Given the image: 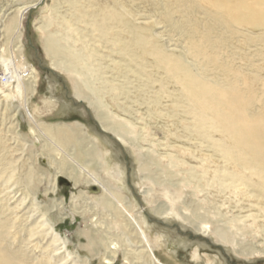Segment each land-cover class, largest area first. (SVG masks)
<instances>
[{
	"label": "rangeland",
	"instance_id": "rangeland-1",
	"mask_svg": "<svg viewBox=\"0 0 264 264\" xmlns=\"http://www.w3.org/2000/svg\"><path fill=\"white\" fill-rule=\"evenodd\" d=\"M132 1L123 0V3L128 9L130 5L133 6L132 10L137 15L136 23L149 27L148 32L157 45L168 54H185V36L174 25L166 22L167 8L170 4L174 5V0ZM69 2L70 0H0V209L5 210L8 207L9 210L4 216L11 220L14 218L12 214L17 213L18 219L15 222L19 229L16 231L31 230L35 220L48 221L53 229L50 234L58 237L56 245H60L59 250L51 254L52 249L46 248L50 244L48 238L42 239L40 235H35L21 246L14 243L13 248L31 256L34 263L43 262L48 256L52 262L67 256V262L63 264H105L104 259L109 264H174L158 242L160 228L164 227L170 237L181 236L186 241L201 242V252L217 255L219 264H264V192L251 187V197L245 195L243 188L233 194L229 190L221 192L211 185L203 187L206 185L203 180L190 179L185 182L182 175L186 174L188 168H193L196 176L200 175L201 157L212 156L214 162L210 165L205 163L202 166L203 171L210 172L214 167L229 166L224 164L220 154L213 152L209 145L197 144L199 141L196 134L183 127L185 123H190L187 121L189 117L179 114L178 111L173 113L167 99L160 100L162 105L157 110L163 112L161 116L149 106L148 99L153 97L157 88L150 91L144 77L128 72L136 70L132 63L123 61L118 54L114 55L115 63L110 62L109 58L100 57V54L107 55L109 51L101 49V43L93 45L98 53L94 57L97 76L105 77L107 86L119 88L118 96L111 92L105 96L104 101L115 114L135 125L136 139L127 138L126 146L100 129L93 111L82 100L77 101L71 97L72 83L64 74L51 69L55 62L44 50L39 31L40 27L46 25L44 22L50 14L55 19L47 30L60 31L62 20H70L73 16V7ZM111 2L112 0H79L77 7L90 14L98 12L101 6ZM173 8L174 6L172 10ZM174 12L171 13L173 21L180 23L182 14L176 10ZM194 15L199 22H205L204 15ZM89 20L85 19V22ZM11 22L13 28L8 32L7 26ZM86 24H77L75 29L93 39L92 35H95ZM213 38L224 41V52L221 54L223 61L250 79L255 98L251 112H264V28L235 25L231 35L224 30H218ZM184 54L181 56L190 68L196 69L191 58L187 53ZM150 62L149 59L144 62L147 66L144 71L154 74L156 78L161 77V71L152 69ZM15 70L24 72V84L29 81L28 85L31 87V92L25 96V104L23 98L17 96L18 81ZM208 76L213 78L212 73ZM48 86L55 92L56 98L63 102V107L44 103L45 99H49V94L46 93ZM167 88L176 93L175 85ZM56 111L57 114L63 113L65 116L57 115ZM166 115L174 119L173 123L165 118ZM28 116L33 119V126L37 122L48 126L72 127L77 123L82 125L85 138L87 137L84 145L94 142L104 152L100 166L90 162L86 145L84 148L71 143L65 150L60 144L51 148L45 147V136L38 134L35 129L34 134L31 132ZM213 136L218 142L224 141L220 134L215 133ZM170 158L179 165L175 163L174 169L167 170L164 165ZM106 164L111 168L112 187L121 194L122 204L134 217V225L138 228L137 234L133 236L122 235L120 239L109 236L116 245L115 255L101 248L98 251L94 248L90 253L86 248V239L80 235L86 228H91L94 230L93 236L96 237V229L102 225H110L112 221L110 214L94 208L103 194L98 192L96 184L90 183V177L94 174H97L99 180H103L105 175L102 168ZM15 167L17 170L13 172ZM25 171H32L35 175L30 183L24 178ZM10 174L13 180L14 177L19 180V185H11L12 180L5 183ZM59 178L67 180L69 185L59 184ZM96 180L98 181L97 178ZM9 186L11 187L8 190ZM90 188L95 192L90 191ZM27 189L30 195L24 206L17 210L16 206ZM164 191L168 193V197L164 196ZM33 202L41 212L47 213L42 220L40 213L34 216L29 213L34 209ZM53 206L56 207L46 211ZM171 208L175 213V223L162 226L157 218L167 214ZM210 212L220 215L212 218ZM247 214H254L253 227L231 230L232 241L229 246L216 244L211 239H203L194 234L200 223H209L213 230L219 225L227 227L228 218L234 217L238 220L244 216V220ZM28 217L30 219L25 222ZM244 221L246 224L251 222L250 219ZM179 224L185 225L186 231L182 232ZM257 227L258 230L255 231ZM23 236L24 231L21 232V237ZM9 242L12 243L13 239ZM190 253L191 250L179 255L175 262L204 264L201 260L192 263ZM145 254L151 255L152 263L146 261ZM137 256L142 259H136Z\"/></svg>",
	"mask_w": 264,
	"mask_h": 264
},
{
	"label": "bare ground",
	"instance_id": "bare-ground-1",
	"mask_svg": "<svg viewBox=\"0 0 264 264\" xmlns=\"http://www.w3.org/2000/svg\"><path fill=\"white\" fill-rule=\"evenodd\" d=\"M173 2H175L174 5L170 4V7L167 8L166 22L174 25L175 29L185 36L186 45L184 51L191 58L196 69L190 68L188 62L181 56L184 53L173 55L163 51L157 45L153 36L149 34V27H146V24L142 26L136 23L137 19L135 17L137 15L136 11L132 10L133 6L130 5L128 9L124 5L123 0H112L111 4H104L98 12L90 14L78 9L79 0H70L69 4L73 7L71 16L73 15L74 17L72 16L70 20L63 19L60 31L47 30L48 27L53 25L55 19L50 14L46 18V22H44L46 25L40 27L39 31L42 35L44 50L55 62V64L51 65V69L64 74L66 79L72 83L73 92L71 97L77 101L82 100L93 111L100 129L104 133L120 140L126 146L127 138L136 139L135 125L131 121H126L115 114L107 106V102L104 101L105 96L111 92H115V95L118 96L119 88L107 86L108 81L104 79L105 77L98 75L101 76L98 78V71L94 69V60L96 59L94 57L98 53L93 45L101 43L99 45L101 49L109 51V53L107 55L100 54V57L109 58L110 62H114V55H120L123 61H129L136 68V70L132 69L128 72L144 77L146 87L148 86L150 91L157 88L153 97L148 99L150 101L148 103L149 106H152L161 116L163 112L157 110L162 105L160 100L167 99L173 113L178 111L179 114L189 117L186 120L190 123L182 125L186 130L193 131L196 134V139L199 141L197 144L200 146L203 143L209 145L208 147L212 148L213 152L220 154L224 164L229 166L210 168L212 169L210 172L207 170L203 171L204 168L202 166L205 163L210 165L214 162L212 161V156L201 157L199 158L201 162L200 175L196 176L197 174L193 168H188L185 171L186 174L182 175L185 182L190 179L203 180L206 183L203 187L211 185L218 190L220 189L221 192L229 190L233 194L243 188L245 195L251 197L253 196V192L250 190L251 187L264 192V112L256 114L251 112L250 108L255 98L250 79L242 75L241 72L235 71L228 63L223 61L221 54L224 52L222 50L224 41L220 38H213V35L218 30H224L231 35L232 28L235 25L245 28H264V0H174ZM175 10L182 14L180 23L174 22L171 16V13H175ZM196 13L204 15L205 22L196 20L194 17ZM85 19L90 20L85 22ZM12 23L7 26L8 32L13 28ZM81 23H87L86 25L92 30L91 33L95 35H92L93 39H90L87 36L88 34L85 33L86 35H83V33L78 32L77 28L75 29V26ZM147 25H149L148 22ZM95 39L97 40L95 41ZM59 57L61 58L57 59ZM147 59L151 61L152 69L157 72L161 71V77L156 78L154 74L144 71L147 67L144 62ZM14 73L18 81L17 96L23 98V103L25 104L27 103L25 96L31 92V87L28 85L29 81L24 84L26 82L25 75H23L24 72L15 70ZM211 73L213 78L208 76ZM155 85L157 86L155 87ZM169 85L177 87L176 93L168 90L167 87ZM46 93L49 94V99H45V104L48 106L53 104V106L58 108L62 105L63 102L56 98V94L51 87L48 86ZM57 115L65 116L63 113ZM165 118L173 123L171 116L168 117L166 115ZM27 121L31 125L30 130L33 134L35 129L38 134L45 136V147L51 148L60 144L64 149L71 146V143H75L86 148L84 142L87 137L85 138L82 125L78 123L69 127L67 125L48 126L37 122L33 126V119L29 116ZM215 133L220 134L224 141L218 142V140L214 139L213 135ZM86 146L90 162H94L99 167V162H101L102 153L104 152L95 146L94 142ZM190 155L192 156V153ZM175 163L177 162L172 161V158H170L164 166L167 170H172L175 167ZM15 170H17L16 167L13 168V172H16ZM102 172L105 175L103 180H99L97 174L90 177L92 179L90 183L96 184L98 192L103 194V197L95 203L94 208L104 214H110L112 221L110 225H102L96 229V237L93 236L94 230L91 228H86L80 235L86 239V248L90 253H92L94 248L95 251L101 248L109 254L115 255L116 245L110 240L109 236L117 239H120L122 235L133 236L137 234L138 228L134 225L136 220L122 204L121 194L112 187L110 166L106 164L102 168ZM34 177L35 175L32 171H25L24 178H26L28 183ZM11 180L13 181L11 185L16 186L19 183L17 178L14 177L13 180L12 174L6 177L5 183H9ZM10 187L7 189L9 190ZM196 188L199 189L198 187ZM29 195L30 192L27 189L16 206L17 210L24 206ZM164 196H169L166 191H164ZM30 201H33V199ZM55 207H49L46 211H50ZM32 209L29 213H32L33 216L40 213L39 217L41 220L47 214L46 212H41L35 202L32 204ZM7 210H9L8 207L5 210L0 209V264H63V262H67V256L60 258L57 262H52L48 256L45 261L34 263L31 256L23 253L18 248H13L14 243H18L21 246L28 238H33L35 235H40L42 239L48 238L50 244L46 248L52 249L51 254L59 250L58 246L60 245H56L59 240L58 237L50 234L53 233V229L48 224V221L36 222L35 220L31 230L21 229L16 231V229H19L15 222L18 219V215L13 213L14 218L11 220L4 216ZM214 213H212V218L220 215ZM253 215L245 216L244 220H251L248 224L243 220L244 216L238 218V220L233 217L227 219V227H220L219 225L213 230L210 229L209 223V225L200 223L197 232H194V234L203 239H211L214 243L226 247L232 241L231 230L253 227L255 223ZM174 217L175 213L171 208L167 214L160 215L157 218V222L162 226H169L168 224L175 223L173 222ZM28 219L30 218L28 217L25 222ZM179 225L182 232L186 231L185 225ZM13 229L15 231L12 232L11 230ZM257 230L258 227L255 231ZM23 231L24 236L21 237V232ZM157 237L159 245L166 252L168 259L174 264H177L175 260L179 255H183L189 250H191L190 261L192 263L193 261L198 262L201 260L204 261V264H219L217 255L202 253L201 242L186 241L181 236L170 237L164 227L160 228ZM10 239H13L12 243L9 242ZM144 257L146 261L151 262L150 254H145ZM135 258L138 260L142 259L141 256ZM104 262L109 264L106 259H104Z\"/></svg>",
	"mask_w": 264,
	"mask_h": 264
},
{
	"label": "water",
	"instance_id": "water-1",
	"mask_svg": "<svg viewBox=\"0 0 264 264\" xmlns=\"http://www.w3.org/2000/svg\"><path fill=\"white\" fill-rule=\"evenodd\" d=\"M59 184H64V185H69V182L67 180H65L64 178H59ZM90 191H94L93 188L89 189Z\"/></svg>",
	"mask_w": 264,
	"mask_h": 264
}]
</instances>
